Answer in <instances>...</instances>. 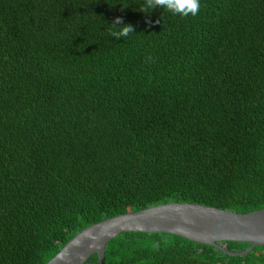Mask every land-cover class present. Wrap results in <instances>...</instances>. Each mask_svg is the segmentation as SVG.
Masks as SVG:
<instances>
[{
	"label": "trees",
	"instance_id": "obj_1",
	"mask_svg": "<svg viewBox=\"0 0 264 264\" xmlns=\"http://www.w3.org/2000/svg\"><path fill=\"white\" fill-rule=\"evenodd\" d=\"M142 2L0 0V264L155 204L264 208V0ZM106 264H264V246L125 232Z\"/></svg>",
	"mask_w": 264,
	"mask_h": 264
},
{
	"label": "water",
	"instance_id": "obj_2",
	"mask_svg": "<svg viewBox=\"0 0 264 264\" xmlns=\"http://www.w3.org/2000/svg\"><path fill=\"white\" fill-rule=\"evenodd\" d=\"M125 232H165L216 246L232 255H246L264 246V208L237 212L192 202H165L128 211L91 224L72 237L46 264H87L94 254L106 264V247ZM246 242L229 250L219 242Z\"/></svg>",
	"mask_w": 264,
	"mask_h": 264
},
{
	"label": "clouds",
	"instance_id": "obj_3",
	"mask_svg": "<svg viewBox=\"0 0 264 264\" xmlns=\"http://www.w3.org/2000/svg\"><path fill=\"white\" fill-rule=\"evenodd\" d=\"M200 7V0H143L138 10L144 13H150L156 8H161L174 15L186 18L190 15H198ZM148 22L151 23L150 20ZM133 32V25L124 23L123 18L120 16H117L108 28V35L117 39L121 37L126 38ZM150 59L151 57H149V60Z\"/></svg>",
	"mask_w": 264,
	"mask_h": 264
}]
</instances>
